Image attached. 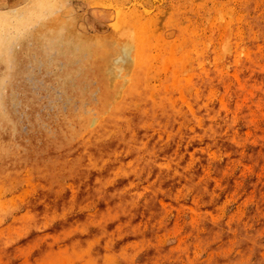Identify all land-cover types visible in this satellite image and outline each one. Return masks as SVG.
<instances>
[{
  "label": "rangeland",
  "instance_id": "obj_1",
  "mask_svg": "<svg viewBox=\"0 0 264 264\" xmlns=\"http://www.w3.org/2000/svg\"><path fill=\"white\" fill-rule=\"evenodd\" d=\"M5 1L7 7H16L23 0ZM122 1L95 0L89 5L85 0H67V6L78 23L73 31L84 37L73 40L77 59H85L92 48L98 53L101 84L108 83V90L116 94L114 103L127 114L123 121L130 127L124 130L120 123L108 136L115 139L116 131L123 132L128 151L137 152L135 160L122 154V168L96 186L84 181L72 186L62 176L54 182L45 179L42 191L59 203L72 193L76 199H71L90 207L60 212L63 219L70 215L83 218L105 202L115 210L128 207L123 211L141 218L130 228L112 224L97 235L90 229L93 232L88 235L104 238L89 244L91 254L118 255L121 250L114 239L128 235L135 243L123 249L132 258L158 238L161 245L150 250L161 264L168 260L176 264H264V0H192L180 9L177 4L168 9L165 0H151L165 9L155 34L165 40L160 41L162 65L154 62L150 68L128 63L134 54L143 55L141 48L134 49V41L123 48L118 47L121 42L118 46L106 42L109 37L97 44L89 41L97 34L111 35L120 29L113 26V15ZM130 36L134 37L133 30ZM172 43L175 49L170 52L165 46L172 47ZM112 46L117 47L115 51ZM122 60L132 69L117 64ZM166 60L172 62L164 66ZM37 67H28L29 74L13 81L14 96L6 100L12 118L7 137L12 142L47 132L58 118L79 108L81 100L74 95L87 91V84L70 76H53V70H68L65 63L51 62L44 75H37ZM138 72L149 88L164 84L155 117L147 115L146 107L152 99L157 101L156 96L145 104L133 102L140 84L133 81L132 88L125 89L128 84L122 78H137ZM201 78L207 80L202 91L198 87ZM104 102V106L110 105L107 98ZM169 107L173 108L171 116L166 112ZM141 120L147 124L146 130L138 128ZM155 122L161 126L153 127ZM137 140L142 142L139 151ZM116 149L110 148L108 153ZM21 184L16 179L4 188L9 206H2L0 216V264H67L63 258L61 262L52 260L53 252L48 260L39 258L42 241L57 235L47 234V230H58V236L70 238L67 243L74 240L76 244L85 230L70 227L63 233L61 218L46 221L30 203L34 195ZM117 218L123 221L121 216ZM36 238H42L41 242ZM99 258L96 264H100Z\"/></svg>",
  "mask_w": 264,
  "mask_h": 264
},
{
  "label": "bare ground",
  "instance_id": "obj_2",
  "mask_svg": "<svg viewBox=\"0 0 264 264\" xmlns=\"http://www.w3.org/2000/svg\"><path fill=\"white\" fill-rule=\"evenodd\" d=\"M17 1L15 0V2ZM85 1L91 5L95 0ZM165 1L169 5L168 9L175 7L176 4L177 9H180L186 5L187 1L192 0ZM5 2V0H0V216L4 213L2 206L4 204L9 206L5 203V187L10 186L14 180L19 179L22 182L21 185L28 187L31 195H34V200L30 203L42 212V216L46 221H53L55 218L59 220L61 218L59 216L60 212L90 207L82 206L78 204V201L71 199V197L76 199L72 193L66 199L60 200L62 203L52 199L51 196L42 191L45 179L55 181V178L64 176L69 178V182H73L72 186L80 181H84L85 185L93 184L96 186L100 183V180L102 181V179L108 177L110 173L115 174L122 168L123 161H120L122 154L129 156L127 157L129 160H135L137 152L134 150L128 151V139L122 134L123 132L116 131L115 139L108 136L120 123L124 124L122 126L124 130L130 127L126 126V122L123 121L126 119L127 114L124 109L114 103L116 94L114 91L108 90V83L101 84V78L97 75V66L100 64L96 60L98 53L92 48L85 59H77V46L74 45L73 40H81L84 37H78V34L73 31L78 23L75 16L71 14L72 10L67 6V0H23L16 7H7ZM122 2L117 6L120 9L113 8H116L113 15V26L120 29L114 32L111 31L113 32L111 35H94L95 37L91 38L93 40L89 41L97 44L109 37L106 42L111 41L116 46L122 43L118 46L119 48H123V44L128 41H134V49L141 48L143 55L137 56V53L134 54L135 56L132 57L133 62L128 60V63L141 64L146 68L152 67L154 62L163 63V44H160V41L164 38L162 35L155 34L158 22L165 9L155 5L151 0H124ZM70 11L71 13H69ZM131 29L134 37L130 36ZM116 46H112L113 51L116 50ZM174 46L173 44L172 47H168L167 44L165 48H170L169 51L172 52L175 49ZM103 48L106 50L105 47ZM165 51L168 52L166 49ZM173 58L174 60L178 59V57L175 59L176 57L173 56L170 59ZM167 60L164 62V66L166 62H172ZM51 62L65 63L68 66L67 71L53 70V76H70L79 84H87V91L86 89L82 90L84 94L81 91L74 95L81 100L79 108L58 118L50 125L47 132L35 133L34 136L28 139L10 141L7 135L12 125V118L7 109L8 102L6 100L10 101L14 96L15 85L13 81L18 76L29 74L28 67L34 64H38L37 75H44L47 66ZM128 63L127 60L117 62L118 65L122 66L124 64L125 67L129 66ZM130 67L129 69H132ZM127 69L128 72L129 69ZM110 73V76H112V71ZM138 73L137 78H122V81L128 84L125 89L129 91L128 89L132 88L133 81H136L137 85L140 84L132 99L133 102L142 100V104H145L151 100L152 95L156 96L157 101L152 99V102L146 107L147 115L155 117L156 110H159V98L164 96V84L159 88H149L147 81L144 80L145 77L140 72ZM204 79L201 78V82L198 83L200 91L207 87V80ZM124 95L127 97L129 93L126 92ZM141 96L142 99H139L138 97ZM105 98L109 100V106H104L106 104L104 102ZM172 109V107H169L166 111L168 116L172 115ZM137 116L140 117L139 114ZM151 119L155 118H149V120ZM140 123L138 128L146 130L147 124L144 123V120H141ZM152 126L157 127L161 124L155 122ZM170 127H172V123L169 124L168 130H170ZM109 141H112L111 144L107 143ZM141 146L142 142L137 140L136 147L138 151ZM113 147L117 149L108 153V150ZM109 161L114 163L110 164ZM18 195L20 193H17ZM105 203L104 206L101 203V209L97 208L94 213L88 212L83 218L72 215L69 216V219L61 218L59 229L63 233L70 227H77L85 230V232L81 233L76 244L74 240L67 243L69 237L61 238L58 236L61 234L58 230L56 232L47 230V234L56 233L57 235L42 241V248H38L39 258L46 259L50 252H53L54 259L52 260L58 259L59 261L63 258V262L67 264H89V262L96 264L98 256L102 257L99 258L100 264H161L155 253L150 250L161 245L158 238L157 240H150L151 245H146L147 248H141L140 254L134 258H132V254L123 249L126 245L135 243L132 238L129 239L128 235L120 239H114V245H117L121 250L118 255L114 253H104L102 255H98L97 252L95 254L90 253L92 249L88 250L89 244H92L93 240L104 239L88 235L93 232H90V229L94 230L95 235H97L103 232L108 225L113 224L130 228L132 225L139 223L141 219L130 217L129 213L123 211V209L128 211L129 209H126L128 207L117 206L119 210H115L111 208L112 205L108 202ZM27 210H31L30 205H28ZM108 210L115 213H110ZM135 212L137 214L142 213L140 210H135ZM118 216H121L123 221H118ZM41 239L36 238V241L40 240L41 242ZM62 242H64V245L67 243L63 248V252L66 251L65 254L61 252L63 250L61 247ZM140 245L142 244L138 243V246ZM103 258H106V262ZM165 264H176V262L168 260Z\"/></svg>",
  "mask_w": 264,
  "mask_h": 264
}]
</instances>
